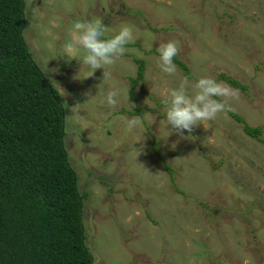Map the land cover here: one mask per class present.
Returning <instances> with one entry per match:
<instances>
[{
	"label": "rangeland",
	"instance_id": "obj_1",
	"mask_svg": "<svg viewBox=\"0 0 264 264\" xmlns=\"http://www.w3.org/2000/svg\"><path fill=\"white\" fill-rule=\"evenodd\" d=\"M24 1L28 48L69 94L61 97L65 144L88 193L92 264H264V143L229 113L262 127L264 141V0ZM85 19L103 22V39L133 29L134 42L101 85L103 69L85 79L91 70L62 53L72 23ZM169 41L188 74L177 64L174 76L160 70L157 48ZM139 60L146 68L132 98ZM184 77L238 90L231 110L185 132L187 139L169 136L160 95ZM109 88L120 92L114 108L104 102ZM133 116L141 122L129 130Z\"/></svg>",
	"mask_w": 264,
	"mask_h": 264
},
{
	"label": "trees",
	"instance_id": "obj_2",
	"mask_svg": "<svg viewBox=\"0 0 264 264\" xmlns=\"http://www.w3.org/2000/svg\"><path fill=\"white\" fill-rule=\"evenodd\" d=\"M25 7L24 0H0V264H92L84 220L88 193L80 192L70 164L64 103L24 37ZM137 63L132 98L146 68ZM174 63L187 73L177 57ZM220 80L248 90L230 76ZM229 113L247 136L264 143L262 127Z\"/></svg>",
	"mask_w": 264,
	"mask_h": 264
},
{
	"label": "clouds",
	"instance_id": "obj_3",
	"mask_svg": "<svg viewBox=\"0 0 264 264\" xmlns=\"http://www.w3.org/2000/svg\"><path fill=\"white\" fill-rule=\"evenodd\" d=\"M105 31V26L100 19L76 20L70 26L68 37L61 46L63 57L69 61L77 60L79 57L82 65L91 70L85 79L91 77L96 70L103 69L100 85L111 79L107 66L115 65L127 51L126 45L134 42L133 29L130 26L121 27L119 32L109 39H103ZM157 52L160 70L168 76H174L178 71L173 62L178 54L177 43L174 41L161 43ZM49 83L52 89L59 92V96L69 95L59 82L49 78ZM86 95L91 99L95 98L91 97L90 91ZM160 95L165 113L163 123L169 136L176 134L181 139H187L192 136H185V132L191 134L195 126L214 120L218 114L231 110L230 101L238 99V90L226 87L222 82L208 77H201L194 83L184 77L178 87L165 88ZM119 96L118 89L109 88L105 92L104 102L114 108L118 104ZM62 107L67 105L64 104ZM140 122L141 117L133 116L127 121L126 126L132 130Z\"/></svg>",
	"mask_w": 264,
	"mask_h": 264
}]
</instances>
